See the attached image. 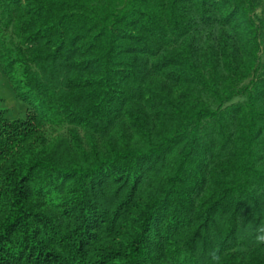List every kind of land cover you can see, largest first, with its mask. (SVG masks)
I'll use <instances>...</instances> for the list:
<instances>
[{
	"label": "trees",
	"instance_id": "obj_1",
	"mask_svg": "<svg viewBox=\"0 0 264 264\" xmlns=\"http://www.w3.org/2000/svg\"><path fill=\"white\" fill-rule=\"evenodd\" d=\"M0 264H264V0H0Z\"/></svg>",
	"mask_w": 264,
	"mask_h": 264
},
{
	"label": "rangeland",
	"instance_id": "obj_2",
	"mask_svg": "<svg viewBox=\"0 0 264 264\" xmlns=\"http://www.w3.org/2000/svg\"><path fill=\"white\" fill-rule=\"evenodd\" d=\"M0 106L6 111L10 120L25 117L28 104L17 97L0 64Z\"/></svg>",
	"mask_w": 264,
	"mask_h": 264
},
{
	"label": "clouds",
	"instance_id": "obj_3",
	"mask_svg": "<svg viewBox=\"0 0 264 264\" xmlns=\"http://www.w3.org/2000/svg\"><path fill=\"white\" fill-rule=\"evenodd\" d=\"M250 235H254V239L257 244H264V223L257 226L254 233H249ZM215 264H221L220 256L214 257Z\"/></svg>",
	"mask_w": 264,
	"mask_h": 264
}]
</instances>
